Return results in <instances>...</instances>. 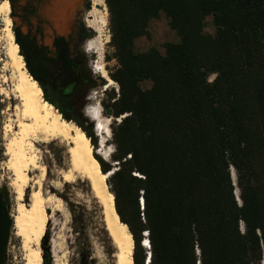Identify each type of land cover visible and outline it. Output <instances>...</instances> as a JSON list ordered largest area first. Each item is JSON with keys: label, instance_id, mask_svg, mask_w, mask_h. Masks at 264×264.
I'll list each match as a JSON object with an SVG mask.
<instances>
[{"label": "trees", "instance_id": "trees-1", "mask_svg": "<svg viewBox=\"0 0 264 264\" xmlns=\"http://www.w3.org/2000/svg\"><path fill=\"white\" fill-rule=\"evenodd\" d=\"M105 2L118 62L111 78L121 89L118 100L104 107L117 120L112 159L120 168L110 185L135 241L134 264H147L149 257V264H264V0ZM161 13L180 42L167 43L165 55L156 48L138 52L136 42L150 38V23ZM209 17L215 35L205 32ZM15 34L45 101L96 147L93 127L73 114L79 88L91 87L81 57L64 39L56 40L51 58L34 40ZM53 64L61 72L54 74ZM143 82L151 88L143 89ZM96 158L104 173L113 170ZM121 183L136 196L131 219L121 208ZM14 201L2 186L0 264L7 261ZM145 233L150 252L142 246Z\"/></svg>", "mask_w": 264, "mask_h": 264}, {"label": "bare ground", "instance_id": "bare-ground-1", "mask_svg": "<svg viewBox=\"0 0 264 264\" xmlns=\"http://www.w3.org/2000/svg\"><path fill=\"white\" fill-rule=\"evenodd\" d=\"M80 1H51L50 19L60 34L68 35ZM93 4L94 11L89 13L90 16L97 12L98 7L102 6L105 11L107 10L105 0H93ZM0 17L8 43V56L21 72L16 87L20 105L15 107L8 117L3 133L5 155L8 157L7 169L11 174L10 186L14 190L17 202L16 213L13 216L14 230L16 236L23 241L25 264L44 263L43 242L49 227L56 225L55 218L58 214L64 218L69 215L61 197V189L64 184H74L78 180L89 185L91 195L102 210L106 231L116 249L115 264H134L135 241L129 227L122 222L118 214L116 197L108 186V180L117 171L116 166L114 172L104 173L96 158L97 154L103 160L113 165L117 164L113 163L112 156L115 152L110 149L109 144L113 136L112 120L104 115L102 105L97 101V104L86 109L87 117L93 123H97L98 145L94 148L92 141L76 123L64 119L52 104L44 100L43 90L29 75L12 29L11 6L8 0L0 3ZM101 19V27L91 20L88 22V26L100 34L108 23L105 16ZM95 44L97 45L96 42L87 44L86 52L98 50L97 54L102 57L101 50L96 48L98 45ZM95 71L107 82L105 91L116 87V83L102 65L98 63ZM91 100L97 99L91 97ZM53 143H58L65 152L62 155L61 167L54 171L57 178L49 182L50 170L45 163L43 148ZM136 176L141 177L138 174ZM236 193L239 196L238 190ZM26 195L29 196V205L24 204ZM145 238L148 239V233H145ZM145 244L148 246H145V249L150 252V243L146 241ZM65 247L63 233L59 231V235L56 236L53 232L50 240L53 264H68ZM149 263L150 257L147 261V264Z\"/></svg>", "mask_w": 264, "mask_h": 264}, {"label": "rangeland", "instance_id": "rangeland-1", "mask_svg": "<svg viewBox=\"0 0 264 264\" xmlns=\"http://www.w3.org/2000/svg\"><path fill=\"white\" fill-rule=\"evenodd\" d=\"M3 1L5 0H0V3ZM81 1L83 2L73 16L71 32L68 35L59 34L47 18L38 20L35 17H29L27 15L22 16L20 10H18L17 14L14 15L12 4L9 1L11 6V17L13 21L12 29L14 31L15 38V33H17L21 38H29V40H34L39 47L45 49L46 52H48L51 58L56 57V38L65 39L69 44L73 55H78L81 57L83 74L86 77H90L89 84H91V87L88 88V94L83 95L87 89L85 86H82L79 88V93L81 92L79 98H85L86 103L89 106L97 104L96 101L101 103L103 113L106 115L108 109L104 108L105 105L112 106V104L118 100L121 95L120 86L115 81L116 87L105 91V86H102L101 81L103 78L95 71V67H98L99 63L108 71V74L111 77L118 68V62L114 56L115 51L109 45L112 36L110 14L108 8L105 11L104 7L101 6L98 7V10L94 15L90 16L91 12L94 11L93 0ZM103 16L106 17L108 23L104 29L102 28V34H100L94 29L90 28L88 26V22L91 20L97 26L100 25L99 27H101V17ZM206 22L205 32L209 35H215L216 30L213 25V18L209 17ZM3 31L4 24L2 22V18L0 17V188L4 185H7L16 201L14 190L10 186L11 174L7 169L8 157L5 155L6 151L4 147L5 141L3 129L5 124L8 122V117L13 113L15 107L20 105L16 87L19 83L21 72L15 67L8 56V43L5 39ZM149 31L151 35L150 38H142L136 42V49L140 53H144L152 48H156L163 55H165V45L167 43L180 42L178 34L171 29L169 25V19L165 13H161L158 19L153 20L150 23ZM91 42L97 43L98 47L96 48L101 50L102 57L97 54L98 50L95 52H86V46ZM19 53H21V50ZM51 70L54 74H56L61 72L62 69L60 65L53 64ZM214 78L215 77H211L210 82H212ZM141 87L143 89H150L151 83L143 82L141 83ZM91 97H96L97 100H91ZM53 99L54 101H58V99L55 97H53ZM61 106H63L65 111H71L70 108L65 104L62 105L61 103ZM73 112V114L85 120L87 123V128H91V126L93 127V121L87 117L84 112H81L79 105L78 107L73 108ZM110 112H114V110ZM110 119L112 120L111 130L113 134V127L115 126V121L117 122V120L116 118ZM94 136L98 141L95 132ZM109 144L110 149L116 153L114 135L112 136ZM43 151L45 152V163L50 170L49 182H51L57 178L54 171L61 167L62 155L65 152V149L60 147L58 143H53L50 146H44ZM115 153L113 155H115ZM96 157L112 166L113 171L115 166L117 170L120 168L118 162H115L117 164L113 165L103 160L99 155L97 156V154ZM134 176H136V174H134ZM110 184L111 179L108 180V186L112 191ZM120 189L121 208L126 217L131 219L135 213L136 196L128 192L124 183L120 184ZM61 192V197L67 206L69 215L67 218H64V216L58 214L55 218L56 225L49 227L48 233L43 242V264H53L50 251V240L53 232H55L57 236L59 235V231L62 232L65 237V246L67 247H65L67 254L66 260L68 264H115L116 261L114 255L116 253V249L113 246L108 232L106 231L105 223L103 222L104 218L102 216V210L97 204V201L91 195L89 185L84 181L78 180L77 183L74 184H64ZM142 195L143 192H140L137 197V203L141 213L144 212V208L140 203V198ZM14 204L13 216L16 213L17 202ZM24 204L29 205L28 195H26L24 198ZM141 216H143V214ZM53 228L54 230L52 231ZM24 258L25 251L23 249V241L16 236L15 230L13 229V233L7 248L6 264H25Z\"/></svg>", "mask_w": 264, "mask_h": 264}, {"label": "flooded vegetation", "instance_id": "flooded-vegetation-1", "mask_svg": "<svg viewBox=\"0 0 264 264\" xmlns=\"http://www.w3.org/2000/svg\"><path fill=\"white\" fill-rule=\"evenodd\" d=\"M9 1L12 4L13 14L14 15H16L17 11L20 10L21 13H22V16L23 15H27L29 17H35L38 20H42V18H47L49 20V22L51 23V25L57 30V28L53 25V23H52V21L50 19V11H51V8H52V2L51 1L52 0H9ZM82 2L83 1H80L77 9H79V7L81 6ZM18 5H19V8H18ZM57 32H58V30H57ZM70 32H71V29H70L69 33ZM61 35H63V34H61ZM58 39H63V38H56V40H58ZM65 42H66V40H65ZM68 46H69V44H68ZM69 49H70V46H69ZM70 51H71V54L73 55V52H72L71 49H70ZM86 89L87 90H86L85 94H83V95H87L88 94V90L89 89L88 88H86ZM80 95H81V92L80 93L78 92V96L74 100V108L78 107V105H79V109L81 110V112H84L85 115H86V109L88 108L89 105L86 103V99L85 98H83V99L79 98ZM75 118H77L78 120L83 122L81 117H78L77 115H75ZM83 123H84L85 126H87V123H85V122H83Z\"/></svg>", "mask_w": 264, "mask_h": 264}, {"label": "water", "instance_id": "water-1", "mask_svg": "<svg viewBox=\"0 0 264 264\" xmlns=\"http://www.w3.org/2000/svg\"><path fill=\"white\" fill-rule=\"evenodd\" d=\"M30 75V74H29ZM31 76V75H30ZM32 77V76H31ZM33 78V77H32ZM36 81V80H35ZM37 82V81H36ZM78 126V125H77ZM96 128H97V123H94L93 124V130H94V132H95V134L96 135H98L97 134V132H96ZM99 142H100V140H99ZM111 172H114L113 170L111 171ZM108 174V173H107ZM231 176H232V179H233V182H234V186L237 188V175H236V172H235V170L234 169H231ZM236 190H238L239 191V196H238V194L235 192V195H236V197H237V201L240 203V204H242V201H241V199H240V190L237 188ZM145 241H147L148 243H149V238L148 239H144V241H143V243H142V246L145 248V246H146V244L144 243ZM146 247H148V246H146Z\"/></svg>", "mask_w": 264, "mask_h": 264}, {"label": "built area", "instance_id": "built-area-1", "mask_svg": "<svg viewBox=\"0 0 264 264\" xmlns=\"http://www.w3.org/2000/svg\"><path fill=\"white\" fill-rule=\"evenodd\" d=\"M140 203H141L142 207L144 208V203H145L144 195H142V197L140 198Z\"/></svg>", "mask_w": 264, "mask_h": 264}, {"label": "clouds", "instance_id": "clouds-1", "mask_svg": "<svg viewBox=\"0 0 264 264\" xmlns=\"http://www.w3.org/2000/svg\"><path fill=\"white\" fill-rule=\"evenodd\" d=\"M146 242V241H145Z\"/></svg>", "mask_w": 264, "mask_h": 264}]
</instances>
